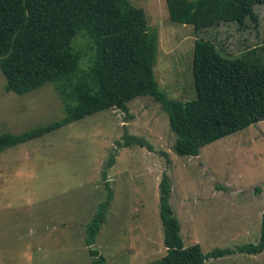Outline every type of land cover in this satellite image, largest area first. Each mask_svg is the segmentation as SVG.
Segmentation results:
<instances>
[{"label": "rangeland", "instance_id": "1", "mask_svg": "<svg viewBox=\"0 0 264 264\" xmlns=\"http://www.w3.org/2000/svg\"><path fill=\"white\" fill-rule=\"evenodd\" d=\"M143 7L162 39L155 75L169 98H196L197 38L213 40L225 56L264 66V4L258 20L204 30L170 19L166 0H130ZM82 34V33H80ZM79 47L87 38L79 35ZM256 48L258 51L250 52ZM0 68V133H22L64 115L51 83L18 95L5 89ZM152 145L120 147L124 135ZM168 114L152 97H138L129 112L113 108L74 121L0 153V264H91L86 225L114 191L107 220L91 248L105 264H149L166 255L159 186L170 176L171 206L185 246L203 251L258 242L264 211V120L180 156ZM115 162L107 168L112 155ZM106 173L107 179L104 178ZM206 264H264L259 254L235 253Z\"/></svg>", "mask_w": 264, "mask_h": 264}, {"label": "trees", "instance_id": "2", "mask_svg": "<svg viewBox=\"0 0 264 264\" xmlns=\"http://www.w3.org/2000/svg\"><path fill=\"white\" fill-rule=\"evenodd\" d=\"M170 19L206 30L223 23L245 25L258 20L256 4L264 0H166ZM82 33V34H80ZM79 35L87 47H79ZM256 52L253 48L250 52ZM159 34L149 26L145 9L130 0H0V68L5 89L25 95L47 83L63 103L64 115L22 133H0V153L52 133L74 121L113 108L129 112L138 97H152L168 114L176 134L173 149L180 156H198L206 145L264 120V66L245 56L223 55L217 44L197 38L193 75L196 98L171 99L155 75ZM120 147L149 146L144 137L126 134ZM113 154L107 163L115 162ZM104 178L107 179L106 173ZM107 198L86 225L91 264H105L95 243L107 220L114 191L106 181ZM159 212L167 253L149 264H206L210 258L264 251V211L258 242L216 247L185 246L181 223L170 197L172 183L163 173Z\"/></svg>", "mask_w": 264, "mask_h": 264}, {"label": "crops", "instance_id": "3", "mask_svg": "<svg viewBox=\"0 0 264 264\" xmlns=\"http://www.w3.org/2000/svg\"><path fill=\"white\" fill-rule=\"evenodd\" d=\"M158 34H159V32H158ZM162 47V39L160 38V36H159V49Z\"/></svg>", "mask_w": 264, "mask_h": 264}]
</instances>
